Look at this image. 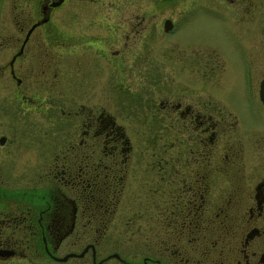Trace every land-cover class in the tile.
<instances>
[{
	"label": "flooded vegetation",
	"instance_id": "1",
	"mask_svg": "<svg viewBox=\"0 0 264 264\" xmlns=\"http://www.w3.org/2000/svg\"><path fill=\"white\" fill-rule=\"evenodd\" d=\"M10 1L0 0V22L12 15L18 31L0 32V264H264V77L255 62L254 95L228 104L217 92L226 70L219 52L205 61L200 50L187 52L182 11L168 17L169 29L162 23L163 33L152 29L149 3L132 13L135 37L161 34L162 63L143 61L149 74L120 85L116 98L100 80L101 101L91 104L58 63L120 55L121 44L108 54L97 36L79 40L65 26L96 0ZM215 2H229L243 20L264 13V0ZM243 67L238 78L249 76ZM58 98L68 105L63 123Z\"/></svg>",
	"mask_w": 264,
	"mask_h": 264
},
{
	"label": "rangeland",
	"instance_id": "2",
	"mask_svg": "<svg viewBox=\"0 0 264 264\" xmlns=\"http://www.w3.org/2000/svg\"><path fill=\"white\" fill-rule=\"evenodd\" d=\"M13 3V0H11L10 6ZM149 3H153V10L155 12L154 18L150 20L152 29L159 32L162 31L163 33V20L169 16L176 17V13L182 11V17L178 21L180 22L178 36L183 42H190V45L186 46L187 52L189 53V49L200 50L204 61L215 57L213 56V49L219 52L217 57L221 65H224V63H221L222 59L225 60L226 70L221 75V85L217 88V92L227 98L226 102L228 104L233 105L236 98L243 93L245 96L254 95L252 87L254 84L255 88V80L253 78L255 69L259 71L260 79L264 77V13L254 18L243 20L240 18V14H233V5L231 6L229 2L223 4L216 3L215 0H96V2H88L84 5V8L81 10L83 12L82 18L77 19L76 17H80V15L74 14L76 19L69 18L66 20L65 26H69V31L74 32L75 38L79 40L83 38L82 36L84 35L82 34H87L90 37L95 36L94 38L97 36L96 41H98V44H101L103 50L109 47L108 54H112L114 49L118 47V44H121L119 46L121 49L120 55L116 54L117 58L113 57L114 59L111 63H106L104 58L99 54L89 57L88 61L81 60L80 62L76 61L78 54H72L71 56L64 55L63 58L70 59V62L62 59L63 61L58 63V67L62 69L63 74L74 76L73 79L77 86L79 85L78 89L81 92H90L89 100L91 104H97L101 101L98 97L100 80L105 79L103 87H105L106 94H111L113 98H116L121 93L117 91L120 89V85L134 86L136 81L133 82L131 80L141 75H147L148 68L143 67L144 65L141 66L143 61L151 62L152 65L155 62L162 63L164 48L166 46L163 40H158L161 34L157 36V32L153 31L152 35H146V32H144L140 36L135 37L138 35V27L135 26L132 13L144 11ZM262 10L264 12V2H262ZM115 12L117 14H114ZM231 16L239 17L231 18ZM178 22H176L177 27ZM14 28L12 15L9 22L7 20L5 23L0 22V32L4 31L7 34L6 37L10 35L14 38L18 35V31ZM126 36L128 39L133 37L135 39L131 41L126 40ZM13 42L14 39L9 43L12 45ZM82 47H87V45H80L78 49H82ZM33 56L32 64L34 67H31V69H34L35 72L40 69V64L37 61L38 56L36 53ZM131 62H135L133 66H137L138 74L132 72L135 66L131 67ZM240 62L243 66H246L243 67L242 73L249 76L237 77L239 73L236 71V66ZM254 62L255 65L253 64ZM37 67L38 70H36ZM171 68L172 74L177 76L173 71L177 67ZM186 68V74L188 75V68L191 67L187 66ZM122 69L125 70L124 73L128 76V79H123L124 83H121ZM203 69L204 74L211 75L209 66L203 67ZM58 74H60L59 71ZM146 80L147 77H139L137 79L138 85L146 86L148 84ZM170 83L173 91L176 82L172 80ZM124 89L128 92H134L132 89ZM142 90L139 89V92H142ZM158 92L160 93L159 96L163 97V90H158ZM79 95L83 97L82 94L79 93ZM121 96L125 98L123 93ZM67 106V103H61L59 99L57 123H63L60 109ZM257 106L252 99L250 107L254 109V112H259V109L255 110ZM127 108L130 111L131 104ZM122 114L127 118L130 115V113L125 111ZM144 119L146 120L145 117ZM40 120L42 123H47L48 125L51 123L49 121L50 117L45 115L41 116ZM146 127L147 125L144 126V128ZM136 128L132 127L134 134H136ZM128 132L130 133V130ZM130 135L132 137V133ZM138 139L140 137L137 134L131 138L133 144H136Z\"/></svg>",
	"mask_w": 264,
	"mask_h": 264
},
{
	"label": "water",
	"instance_id": "3",
	"mask_svg": "<svg viewBox=\"0 0 264 264\" xmlns=\"http://www.w3.org/2000/svg\"><path fill=\"white\" fill-rule=\"evenodd\" d=\"M33 27L34 25L29 29L27 36L29 35V32L31 31ZM170 27H171V20L166 19L164 21V29H169ZM259 93H260L261 100L264 102V79H262L260 82Z\"/></svg>",
	"mask_w": 264,
	"mask_h": 264
}]
</instances>
